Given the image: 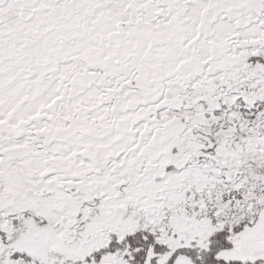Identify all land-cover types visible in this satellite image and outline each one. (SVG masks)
I'll return each instance as SVG.
<instances>
[{"label": "snow or ice", "instance_id": "snow-or-ice-1", "mask_svg": "<svg viewBox=\"0 0 264 264\" xmlns=\"http://www.w3.org/2000/svg\"><path fill=\"white\" fill-rule=\"evenodd\" d=\"M0 264H264V0H0Z\"/></svg>", "mask_w": 264, "mask_h": 264}]
</instances>
